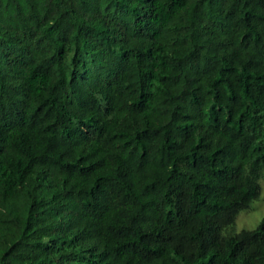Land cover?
<instances>
[{"label": "trees", "instance_id": "trees-1", "mask_svg": "<svg viewBox=\"0 0 264 264\" xmlns=\"http://www.w3.org/2000/svg\"><path fill=\"white\" fill-rule=\"evenodd\" d=\"M264 0H0V264H264Z\"/></svg>", "mask_w": 264, "mask_h": 264}, {"label": "clouds", "instance_id": "clouds-1", "mask_svg": "<svg viewBox=\"0 0 264 264\" xmlns=\"http://www.w3.org/2000/svg\"><path fill=\"white\" fill-rule=\"evenodd\" d=\"M264 199V195L261 197ZM262 224H264V213L256 212L247 217L244 216L243 212L239 214V218L235 223V232L237 235L247 231L254 232L256 231Z\"/></svg>", "mask_w": 264, "mask_h": 264}, {"label": "rangeland", "instance_id": "rangeland-1", "mask_svg": "<svg viewBox=\"0 0 264 264\" xmlns=\"http://www.w3.org/2000/svg\"><path fill=\"white\" fill-rule=\"evenodd\" d=\"M261 187H262V190H261L260 198L252 204L249 210L243 211V214L245 217L252 215L253 213H256V212L264 213V199L261 198L262 195H264V181L263 180L261 181ZM238 218H239V215L237 219Z\"/></svg>", "mask_w": 264, "mask_h": 264}]
</instances>
